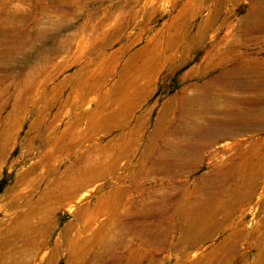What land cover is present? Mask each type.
I'll return each instance as SVG.
<instances>
[{
	"label": "rangeland",
	"instance_id": "obj_1",
	"mask_svg": "<svg viewBox=\"0 0 264 264\" xmlns=\"http://www.w3.org/2000/svg\"><path fill=\"white\" fill-rule=\"evenodd\" d=\"M251 179L264 0H0V264H264Z\"/></svg>",
	"mask_w": 264,
	"mask_h": 264
},
{
	"label": "bare ground",
	"instance_id": "obj_2",
	"mask_svg": "<svg viewBox=\"0 0 264 264\" xmlns=\"http://www.w3.org/2000/svg\"><path fill=\"white\" fill-rule=\"evenodd\" d=\"M220 131V132H219ZM218 132L220 133V134H218V136H220V137H224V138H235V142H233V144L235 143H237V144H239V145H241V139L240 138H238V136L240 135V132H243V131H240V132H234V131H232L231 130V126H228V127H226V129H222V128H220V130H218ZM245 134V133H244ZM227 144H231V142H226ZM235 147V146H234ZM234 147H232V149L234 148ZM236 148V147H235ZM248 181V180H247ZM251 181H252V179L250 180V181H248L247 183V185H243V184H241L240 185V183H239V185L238 186H235V189L233 190V192L235 193V194H233V198L235 199V202H234V205H237V208L238 207H240L241 206V204L245 201V200H248V201H252L253 200V198L254 197H256V199H257V201L259 202V201H262L263 203H264V189L262 188L261 189V191L260 192H258L257 190V188L255 187L256 185H253V183H251ZM262 182V181H261ZM263 184H261L260 183V185H264V180H263V182H262ZM86 191V190H85ZM88 193L87 192H84L83 194H81L80 195V198H84L85 197V195H87ZM79 198V197H78ZM77 198V199H78ZM79 198V199H80ZM78 199V200H79ZM77 200V201H78ZM81 200V199H80ZM250 201V203H252ZM260 203V202H259ZM258 203V204H259ZM182 205V204H181ZM179 207V206H178ZM70 209V208H69ZM233 210H235V207L234 206H232L230 209H229V211L227 212V213H229V212H232ZM182 212L183 213H187L186 212V210L184 209V210H182ZM216 213V212H215ZM192 214V213H191ZM242 215H241V211L240 210H238L237 211V214H234V216L232 217V221H234V220H238V218L239 217H241ZM192 218V217H191ZM235 221V232H232L231 234H232V236L234 235L235 237H237V236H239L238 235V230H240L241 231V229L239 228V225L237 224V222ZM195 223V222H194ZM193 222L191 223V224H185L184 225V227L187 229H184V227H182L183 228V230H186V233H184V234H186V235H188L189 233H191V232H193V234H196V232H197V226L194 224ZM218 223H216L215 221H213L210 225H209V227H208V229H207V231H208V233H207V235L205 236V239L207 240L206 242H209L210 243V245H208V246H214V244H216L215 242H214V240L212 241L211 240V238L213 237V235H214V233H215V231L217 230V228H218ZM182 228H181V230H182ZM180 230V229H179ZM234 231V230H233ZM180 232V231H179ZM166 233V232H165ZM158 234V233H157ZM241 234H242V232H241ZM167 235V234H166ZM221 235V234H220ZM168 236V235H167ZM184 236V235H183ZM234 236H233V238H234ZM182 240V239H181ZM216 240V239H215ZM227 241V240H226ZM225 241V242H226ZM226 245V244H225ZM212 249V248H211ZM222 250V249H221ZM211 253V252H210ZM259 253V252H258ZM263 252H261L260 251V254H262ZM197 255V254H196ZM262 255H264V254H262ZM261 255V256H262ZM260 256V257H261ZM262 259H263V257H262ZM204 261V260H203Z\"/></svg>",
	"mask_w": 264,
	"mask_h": 264
}]
</instances>
